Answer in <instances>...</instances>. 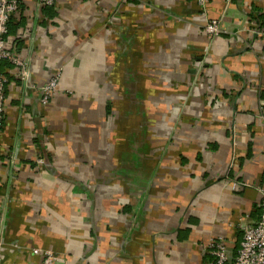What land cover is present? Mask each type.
<instances>
[{"label":"crops","instance_id":"obj_1","mask_svg":"<svg viewBox=\"0 0 264 264\" xmlns=\"http://www.w3.org/2000/svg\"><path fill=\"white\" fill-rule=\"evenodd\" d=\"M11 17L30 76L5 87L0 264H205L220 238L232 258L264 190V0L206 17L196 0H22Z\"/></svg>","mask_w":264,"mask_h":264},{"label":"built area","instance_id":"obj_2","mask_svg":"<svg viewBox=\"0 0 264 264\" xmlns=\"http://www.w3.org/2000/svg\"><path fill=\"white\" fill-rule=\"evenodd\" d=\"M22 0H0V62L10 61L14 66V73L21 82L27 83L30 76L29 64L21 59L14 52L10 44L5 39L8 30L9 18L19 11ZM39 7L43 5H54L56 0H36ZM200 13L206 17L208 0H196ZM203 30L216 36L221 33L219 20L208 18L203 26ZM60 69L54 71L49 78L39 87V101L42 105L49 103L57 91ZM6 76L0 71V127L3 121V108L5 99ZM263 107V102H260ZM42 160H39L41 162ZM259 217L257 221L249 226L242 228V237L236 249L235 255L231 258L226 243L222 238L210 242V252L213 259L205 264H264V190L261 189V200L259 202ZM52 254L45 250V263L50 264Z\"/></svg>","mask_w":264,"mask_h":264},{"label":"trees","instance_id":"obj_3","mask_svg":"<svg viewBox=\"0 0 264 264\" xmlns=\"http://www.w3.org/2000/svg\"><path fill=\"white\" fill-rule=\"evenodd\" d=\"M22 7V2H21V4H20V8ZM54 7H55V4L54 5H43V6H41L40 8L42 9V10H46V9H50V10H53L54 9ZM20 8H19V10H20ZM19 11H17L15 14H17ZM12 18L13 17H10L9 18V21H8V30H7V33L5 34V39L7 40V42L10 44V40H11V38H10V36L9 35H14V34H16V28H18V26H19V23H17V22H13V20H12ZM13 19H15V18H13ZM12 49V48H11ZM13 50V49H12ZM9 70H12V71H14V66H13V64L10 62V61H8V60H3V61H1L0 62V71L2 72V74L4 75V76H6V78H7V82H8V80L12 77H14V76H16L15 74H14V72H13V74H11L10 73V71ZM14 75V76H13ZM16 78L17 79H19L17 76H16ZM20 80V79H19ZM7 82L5 83V87H6V84H7Z\"/></svg>","mask_w":264,"mask_h":264}]
</instances>
